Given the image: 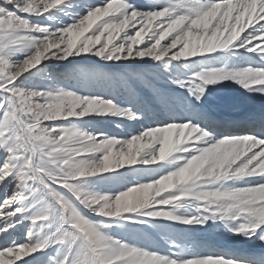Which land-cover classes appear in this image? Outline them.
I'll list each match as a JSON object with an SVG mask.
<instances>
[{
	"label": "snow or ice",
	"instance_id": "6c2138e0",
	"mask_svg": "<svg viewBox=\"0 0 264 264\" xmlns=\"http://www.w3.org/2000/svg\"><path fill=\"white\" fill-rule=\"evenodd\" d=\"M229 83L264 97V0H0V264H264V114L213 119Z\"/></svg>",
	"mask_w": 264,
	"mask_h": 264
},
{
	"label": "rangeland",
	"instance_id": "374dc122",
	"mask_svg": "<svg viewBox=\"0 0 264 264\" xmlns=\"http://www.w3.org/2000/svg\"><path fill=\"white\" fill-rule=\"evenodd\" d=\"M256 59L255 57L253 58ZM242 67L249 66L247 63L241 64ZM139 70L151 74L152 62L149 61L146 64H139L136 66ZM55 70V69H53ZM159 84H163V81H159ZM262 106L264 107V97L260 95H250L244 92L243 89L235 84L229 83L227 86L216 87L208 96L207 108L212 113V118L220 120L224 116H228L230 113H236L243 110L249 111ZM251 110V111H252ZM104 128L106 131L123 136L132 133L135 129H138L142 125L127 123L123 129H117L111 122L105 121L103 124L98 125ZM111 190H116L115 186L111 187ZM91 216V213H88ZM167 224V222H162ZM172 229H178L179 226L168 225ZM125 235H129L125 233ZM130 238H135L130 236ZM195 243L198 245V250L202 252L217 251L227 254L242 253L253 250V246L250 242L242 239H235L229 234L225 233L221 229L211 228L206 231L196 232L193 234ZM143 244L156 248L159 247L162 251L166 250L163 242L155 236L145 235ZM258 248V244L255 246Z\"/></svg>",
	"mask_w": 264,
	"mask_h": 264
},
{
	"label": "bare ground",
	"instance_id": "6f19581e",
	"mask_svg": "<svg viewBox=\"0 0 264 264\" xmlns=\"http://www.w3.org/2000/svg\"><path fill=\"white\" fill-rule=\"evenodd\" d=\"M252 110V109H251ZM243 110L236 113H230L228 116L222 117L219 122L226 124V125H240L243 122L249 120L250 118H258L261 114H264V107L259 106L251 111ZM242 254V253H239Z\"/></svg>",
	"mask_w": 264,
	"mask_h": 264
}]
</instances>
